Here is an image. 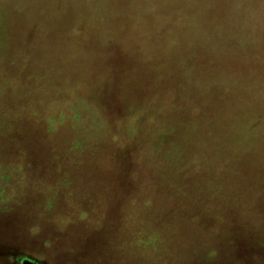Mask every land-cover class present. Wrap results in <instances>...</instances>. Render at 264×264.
<instances>
[{"label":"rangeland","instance_id":"1","mask_svg":"<svg viewBox=\"0 0 264 264\" xmlns=\"http://www.w3.org/2000/svg\"><path fill=\"white\" fill-rule=\"evenodd\" d=\"M7 5L0 264H264V0Z\"/></svg>","mask_w":264,"mask_h":264},{"label":"flooded vegetation","instance_id":"2","mask_svg":"<svg viewBox=\"0 0 264 264\" xmlns=\"http://www.w3.org/2000/svg\"><path fill=\"white\" fill-rule=\"evenodd\" d=\"M1 247H4L3 251H6V248H8L11 252L10 258L12 260V264H25L24 259H31V260H37L34 256H31L30 254L24 252L22 249L16 246H6L5 244H2ZM8 257V256H7ZM38 261V260H37ZM39 264H45L40 261H38Z\"/></svg>","mask_w":264,"mask_h":264},{"label":"crops","instance_id":"3","mask_svg":"<svg viewBox=\"0 0 264 264\" xmlns=\"http://www.w3.org/2000/svg\"><path fill=\"white\" fill-rule=\"evenodd\" d=\"M3 1V0H2ZM8 4V0H4V5L1 3V0H0V16H1V14H2V12H8V10H9V6L7 5ZM2 27V26H1ZM2 30L0 29V32H1ZM138 127V126H137ZM136 135H139V134H137L136 133ZM155 142L156 141H150L149 143H148V145H154L155 144Z\"/></svg>","mask_w":264,"mask_h":264},{"label":"water","instance_id":"4","mask_svg":"<svg viewBox=\"0 0 264 264\" xmlns=\"http://www.w3.org/2000/svg\"><path fill=\"white\" fill-rule=\"evenodd\" d=\"M25 264H39L37 260L24 259Z\"/></svg>","mask_w":264,"mask_h":264}]
</instances>
